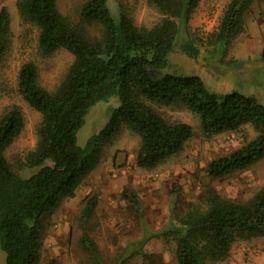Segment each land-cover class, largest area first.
<instances>
[{
	"label": "trees",
	"instance_id": "1",
	"mask_svg": "<svg viewBox=\"0 0 264 264\" xmlns=\"http://www.w3.org/2000/svg\"><path fill=\"white\" fill-rule=\"evenodd\" d=\"M147 1L163 15L150 28L136 25L122 9L114 17L108 0H86L77 22L60 12L57 0L17 1L22 22L39 31V52L50 55L64 49L73 62L54 91L40 85L35 64L25 63L19 70L18 93L41 116L36 145L21 163L22 168L36 169L29 177L15 170L5 156L24 129L21 108L14 105L0 118V250L5 254L4 264L41 263L48 216L64 199L75 196L99 165L104 148L124 128L140 137L135 163L141 169L153 170L183 151L193 137L192 127L166 121L155 106L182 105L198 115L207 137L253 126L254 139L207 164L205 175L210 179L225 178L264 159V105L257 98L235 91L214 92L197 75L170 72L176 45L194 60L200 55L189 22L201 0ZM261 1H229L218 30L209 34L213 52L225 57L244 32L245 14ZM10 24L9 11L1 6L0 63L7 52ZM262 42L260 60L264 63V37ZM149 69L167 73L154 78ZM114 98L119 106L106 125L80 146L77 135L90 109ZM123 198L134 212H140L134 193H123ZM97 205L98 195L86 198L82 226L95 214ZM161 236L175 242L177 264L224 262L237 243L264 238V188L246 201L207 189L201 203H189L163 232L153 233L145 227L142 239L132 245L138 251L133 249L129 258L143 253L149 239ZM80 246L102 264L97 246L85 230ZM127 260L124 256L117 264ZM47 264L59 261L51 259Z\"/></svg>",
	"mask_w": 264,
	"mask_h": 264
},
{
	"label": "rangeland",
	"instance_id": "2",
	"mask_svg": "<svg viewBox=\"0 0 264 264\" xmlns=\"http://www.w3.org/2000/svg\"><path fill=\"white\" fill-rule=\"evenodd\" d=\"M17 1L0 0V7H7L11 19L7 52L0 63V118L14 105L21 108L24 129L7 148L5 156L15 170L29 177L36 169L22 168L21 163L36 145V128L41 116L18 93L19 70L25 63L35 64L40 85L54 91L72 64L73 56L64 49L42 55L38 49L39 31L22 22ZM85 1L57 0V4L63 15L77 22ZM229 1H200L189 22L200 55L194 60L176 45L170 57V72L197 75L211 91L222 94L239 92L254 96L264 105V63L260 60L264 0L255 2L245 14L244 32L237 36L224 57L212 51L214 45H210L209 34L218 30ZM108 6L114 17L122 9L138 26L150 28L163 18L147 0H108ZM89 31L91 34L95 32L93 27ZM233 60L238 62L232 63ZM118 106L119 100L114 98L92 107L78 132V144L85 146L88 139L106 125ZM155 109L168 122L190 125L192 139L181 153L153 170H146L135 163L140 137L124 128L104 148L99 165L78 187L75 196L64 199L48 216L40 264H47L51 259H57L59 264H98L80 246L84 230L95 242L102 264H117L124 256L128 257L124 264H177L175 242L162 236L147 241L143 246L145 255L136 253L129 258L133 249L138 251V247L132 249V245L142 239L145 227L153 233L163 232L189 203H201L205 191L210 188L237 201L249 200L264 188V159L225 178L210 179L205 175L208 163L230 154L257 136L251 124L238 131L207 137L198 115L182 105L155 106ZM131 192L138 198L139 213L134 212L123 198V193ZM94 194L98 195L95 214L82 226L81 214L86 198ZM5 261V254L0 250V264ZM218 264H264V238L237 243L230 257Z\"/></svg>",
	"mask_w": 264,
	"mask_h": 264
},
{
	"label": "water",
	"instance_id": "3",
	"mask_svg": "<svg viewBox=\"0 0 264 264\" xmlns=\"http://www.w3.org/2000/svg\"><path fill=\"white\" fill-rule=\"evenodd\" d=\"M148 72L154 78L160 77V76H163V75L166 74L165 71H156V70H153V69H149Z\"/></svg>",
	"mask_w": 264,
	"mask_h": 264
}]
</instances>
